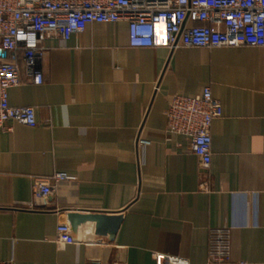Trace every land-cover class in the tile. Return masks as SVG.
<instances>
[{
    "label": "crops",
    "instance_id": "0c3cea01",
    "mask_svg": "<svg viewBox=\"0 0 264 264\" xmlns=\"http://www.w3.org/2000/svg\"><path fill=\"white\" fill-rule=\"evenodd\" d=\"M44 83L22 74L12 107L38 126L0 132V261L15 264H210V234L228 229L231 264H264V48H131L129 25L88 24L48 39ZM210 86L222 106L212 163L167 131L177 94ZM63 173L42 200L33 180ZM68 211L121 213L113 242L57 243Z\"/></svg>",
    "mask_w": 264,
    "mask_h": 264
},
{
    "label": "built area",
    "instance_id": "2783aa9c",
    "mask_svg": "<svg viewBox=\"0 0 264 264\" xmlns=\"http://www.w3.org/2000/svg\"><path fill=\"white\" fill-rule=\"evenodd\" d=\"M120 21L128 23L129 45L136 49L264 48V0H0V132L10 130L12 121L38 126L35 108L10 106L8 92L21 84L22 74L35 85L44 83L46 40L69 41L88 24ZM221 116L210 86L199 97L175 94L168 103L167 131L189 139L204 171L212 163V125ZM72 179L63 173L34 178L33 197L45 199L52 183ZM230 239L228 229L211 232L210 264H231ZM57 243H73L68 221L58 226ZM156 262L184 264L163 256Z\"/></svg>",
    "mask_w": 264,
    "mask_h": 264
},
{
    "label": "water",
    "instance_id": "95a60500",
    "mask_svg": "<svg viewBox=\"0 0 264 264\" xmlns=\"http://www.w3.org/2000/svg\"><path fill=\"white\" fill-rule=\"evenodd\" d=\"M73 242L102 243L104 239L113 242L123 222L120 213L68 211Z\"/></svg>",
    "mask_w": 264,
    "mask_h": 264
}]
</instances>
